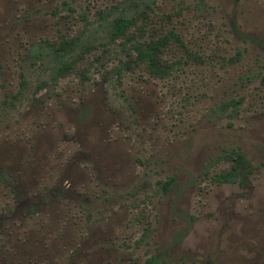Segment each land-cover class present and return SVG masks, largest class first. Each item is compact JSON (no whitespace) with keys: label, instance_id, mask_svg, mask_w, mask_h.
Listing matches in <instances>:
<instances>
[{"label":"rangeland","instance_id":"1","mask_svg":"<svg viewBox=\"0 0 264 264\" xmlns=\"http://www.w3.org/2000/svg\"><path fill=\"white\" fill-rule=\"evenodd\" d=\"M118 1L0 0V264H264V0H155L167 76L99 32L49 81L30 50Z\"/></svg>","mask_w":264,"mask_h":264},{"label":"trees","instance_id":"2","mask_svg":"<svg viewBox=\"0 0 264 264\" xmlns=\"http://www.w3.org/2000/svg\"><path fill=\"white\" fill-rule=\"evenodd\" d=\"M154 2L155 0H119L113 5L98 9L91 19L82 12L79 14L82 26L77 32L61 36L55 41L43 39L41 46H34L30 50L29 57L43 66L49 81H54L58 76L71 71L77 61L95 44L119 39L117 51L124 58H117V63L109 70L110 73L118 75L122 69L143 64L150 75L165 77L180 62L166 61L162 57L164 47L173 41L186 51L187 49L172 29L156 37H143ZM99 32H103L100 37L103 36L104 40L97 36ZM80 75L83 78L85 74L80 72ZM22 83L23 81L21 85ZM2 102H5V98ZM221 157H226L229 163L225 169L215 172L213 179L220 182L240 181L246 164L243 152L231 147ZM172 181L173 178L168 177L162 182V188L165 189ZM145 264H157V260L150 256L146 258Z\"/></svg>","mask_w":264,"mask_h":264}]
</instances>
